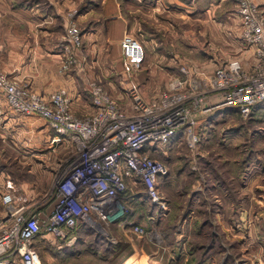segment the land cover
<instances>
[{
  "label": "built area",
  "instance_id": "built-area-1",
  "mask_svg": "<svg viewBox=\"0 0 264 264\" xmlns=\"http://www.w3.org/2000/svg\"><path fill=\"white\" fill-rule=\"evenodd\" d=\"M234 3L248 60L232 57L205 76L203 69L184 62L165 88L149 100L133 86L129 113L93 82L94 109L77 116L66 88L43 96L0 70L4 106L19 114L40 116L54 131L52 142H69L72 150L54 178L55 202L44 220L12 213L0 221V264H54L41 260L33 241L48 233L66 237L78 220L118 222L137 234H148L145 226L128 217L124 193L144 196L155 205V212L147 217L149 221L156 222L159 214L166 215L167 201L160 184L170 169L155 156L159 144L166 150L178 136L194 147L204 138L199 129L204 116L233 107L246 118L264 100V11L254 0ZM66 37L73 46L81 44L74 23L67 27ZM120 45L123 72L132 77L143 64L145 48L130 32L122 36ZM2 111L0 106V115ZM6 188L1 199L10 203L13 185L8 183Z\"/></svg>",
  "mask_w": 264,
  "mask_h": 264
},
{
  "label": "rangeland",
  "instance_id": "rangeland-1",
  "mask_svg": "<svg viewBox=\"0 0 264 264\" xmlns=\"http://www.w3.org/2000/svg\"><path fill=\"white\" fill-rule=\"evenodd\" d=\"M118 1L125 16H129V32L143 42V45L147 44L144 45L146 56L143 68L134 76V81L121 71L118 50L112 48L109 41H101L102 34L95 35V26L100 21H95L94 15L79 24L71 21L79 29V46H73L67 39V27L61 41L68 45V52L78 51L77 54L64 56V72L77 65L79 60V67L87 69V79L82 88L85 100L89 99L91 105V83L95 82L123 111L131 112L133 86L145 99L147 98L144 93L157 95L165 87L170 72L176 71L179 62L195 59L196 54L193 52L196 50L193 48L200 52L209 46L210 52L215 51L213 55L217 56L223 41L217 37L216 32L220 28L238 29L234 22V0H225L210 12H203L201 9L202 12L199 13L187 9L186 13L182 10L183 12L176 14L175 12L180 10L171 8L169 17L157 14L156 18L152 17V22L142 5L150 4V0ZM254 1L264 11V4L262 6L257 0ZM99 2L100 0H88L86 7ZM82 9L84 7L79 8ZM199 15L212 16L214 21H197L194 17L199 18ZM223 20L229 23L225 25ZM233 34L231 36L235 42L239 33ZM81 50L84 56L80 55ZM242 52L229 49L228 53L226 51V58L239 57ZM210 72L202 70V76ZM256 112L255 116L244 118L234 112L215 110L204 116L199 128L202 129L204 138L196 146L190 147L185 137L178 136L166 150L163 149L164 145L159 144L155 156L167 163L170 169L164 184H160L168 209L159 230L153 223L142 220L141 224L148 230V234L143 236L150 238L154 243H161V251H170V260H164L162 264L264 262V110ZM137 198L142 204L131 205L125 202L127 212L135 215L141 212L147 214L149 206L145 205L146 197ZM47 201L49 200L43 199L41 202ZM219 220L225 225V231L221 228ZM96 229L102 228L97 226ZM106 234L114 241L110 229H107ZM128 237L136 238L133 235ZM103 248H98L99 255L105 253ZM93 250L97 251V248ZM116 252L115 255H105L110 261L106 264H114L118 260ZM123 264L136 262L127 260Z\"/></svg>",
  "mask_w": 264,
  "mask_h": 264
},
{
  "label": "crops",
  "instance_id": "crops-1",
  "mask_svg": "<svg viewBox=\"0 0 264 264\" xmlns=\"http://www.w3.org/2000/svg\"><path fill=\"white\" fill-rule=\"evenodd\" d=\"M150 1V4L142 5L152 22V17L156 18L157 14L169 17L171 8L180 10L176 11V14L183 11L186 13L187 9L199 13L210 12L225 0ZM257 1L263 6L264 0ZM136 2L139 1L136 0ZM87 4L88 0H0V70L43 96H48L57 88H66L71 98L72 111L77 116L92 112L93 105L90 104L89 99L85 100L84 97L82 85L87 79V69L79 67L81 60L69 70L65 72L63 70L64 58L78 52L77 50L73 53L68 52V45L61 43L65 28L73 20L79 24L85 22L90 15H94V20L100 21L95 26V35L102 34L101 41H109L112 48L115 47L118 50L120 58L122 57L120 40L126 32H129V16H125L118 0H100L98 4L90 7H86ZM81 7L84 9L79 10ZM234 15V22L238 29L220 28L216 32L217 37L223 41V46L220 47L221 51H218L217 56L213 55L215 51L210 52L209 46L200 52L193 48L196 50L193 52L196 54L195 59L179 62L176 71L178 72L179 66L184 62L193 63L200 69L211 71L230 59L226 56L228 50L231 51L232 48L235 52L243 51L239 58L246 62L248 54H246L247 51L244 49L245 45L240 35L238 34L239 38L235 42L232 40L233 33H239L238 18L235 13ZM200 17L202 16L194 18L203 23L214 21L212 16L203 15L202 20ZM227 22L223 20L225 25L229 23ZM213 35L215 36V32ZM79 53L83 55L84 52L81 50ZM80 58L82 59L81 56ZM142 68L143 66L131 74L132 77L128 76L129 79L134 81V76H137V72H140ZM120 69L123 72L122 64ZM176 71L170 72L167 81L177 73ZM144 95L148 100L155 96L147 93ZM0 106L3 108L0 115V219L4 220L12 213H22L35 215L42 221L54 205V178L59 171L60 164L72 152L70 143L52 142L54 131L48 127L43 118L35 114H19L9 110L4 106L1 96ZM8 183L13 185V200L10 203H4L1 196L7 190ZM137 188L140 189V186ZM123 198L125 202L129 201V199L126 200L127 197ZM43 199L49 201L42 203ZM145 205L149 206V204ZM149 215H152L150 206L147 214L132 213L128 217L134 219L139 225H142V220L146 223H153L152 225L159 230L165 217L156 224L155 221H149L147 218ZM219 223L225 231V225L220 220ZM97 226L102 229H96ZM107 229L111 230V238L114 241L110 240V236L106 234ZM129 235L136 238L129 239ZM125 236L129 240L121 238ZM108 243L118 244L114 252H111L115 255L117 251L116 255L119 257L114 264H123L127 260L136 262V264H162V261L169 259L170 251L168 250V253L167 249L164 250L165 252L161 251V243H154L150 238L133 232L127 225L124 227L118 222L105 223L100 220L92 222L78 220L76 226L68 231L66 237H58L49 233L42 234L33 241V246L39 252L43 262L81 264L86 263L89 254L94 252L91 249L97 248L98 251L99 247H104L105 250ZM108 247L110 248V245ZM257 264H264V262L259 261Z\"/></svg>",
  "mask_w": 264,
  "mask_h": 264
},
{
  "label": "trees",
  "instance_id": "trees-1",
  "mask_svg": "<svg viewBox=\"0 0 264 264\" xmlns=\"http://www.w3.org/2000/svg\"><path fill=\"white\" fill-rule=\"evenodd\" d=\"M261 109L264 110V100L258 102V104L255 105V107L251 110V112L248 115V117L255 116V114H257L256 111L261 110ZM221 110L224 111V112H228V113L229 112H234V113L240 115V113L237 110V108L230 107V108H223ZM127 194L128 193H124L123 194V197H127L126 200L129 199L128 203H130L131 205L142 204V203L138 202L139 200H138L137 196H131L130 194H128V195ZM147 204H149V206H150V212L154 213L155 212V205L154 204H150L148 202V200H147ZM163 218H164V216L161 215V214H159L157 216V219H156V222L155 223L158 224L159 222H161V219H163ZM39 236H41V235H39ZM109 245H110V248L108 247ZM108 246H106L105 253L102 254V255H99V251H94L93 249H91L94 252H92L91 254H89L90 256L87 257V262L86 263H83L82 262L81 264H98V263L106 264V262H108V260H107L108 259V256H105V255H108L109 253L111 254V252H114V249L118 246V244H114L113 245L112 243H108Z\"/></svg>",
  "mask_w": 264,
  "mask_h": 264
}]
</instances>
